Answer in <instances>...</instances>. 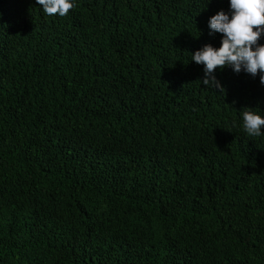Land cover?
<instances>
[{"label":"trees","instance_id":"obj_1","mask_svg":"<svg viewBox=\"0 0 264 264\" xmlns=\"http://www.w3.org/2000/svg\"><path fill=\"white\" fill-rule=\"evenodd\" d=\"M74 3L0 0V264H264V85L191 60L229 0Z\"/></svg>","mask_w":264,"mask_h":264},{"label":"clouds","instance_id":"obj_2","mask_svg":"<svg viewBox=\"0 0 264 264\" xmlns=\"http://www.w3.org/2000/svg\"><path fill=\"white\" fill-rule=\"evenodd\" d=\"M49 16H66L74 7V0H35ZM210 2V0H209ZM231 17L223 11L209 19L211 31L222 35L220 47L205 45L192 56L197 65H203L205 87H215L224 94V89L216 80L217 69L231 67L234 72L241 70L255 77L259 74L264 85V45L259 43L264 35V0H229ZM243 130L249 136L262 135L264 117L253 109L245 108Z\"/></svg>","mask_w":264,"mask_h":264}]
</instances>
